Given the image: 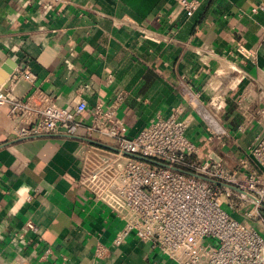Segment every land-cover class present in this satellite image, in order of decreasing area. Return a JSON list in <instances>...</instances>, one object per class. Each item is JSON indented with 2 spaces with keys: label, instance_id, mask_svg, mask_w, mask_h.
<instances>
[{
  "label": "crops",
  "instance_id": "1",
  "mask_svg": "<svg viewBox=\"0 0 264 264\" xmlns=\"http://www.w3.org/2000/svg\"><path fill=\"white\" fill-rule=\"evenodd\" d=\"M199 1L186 18L177 0H0V92L18 99L37 88L62 108L126 93L117 117L131 134L182 106L197 159L240 171L264 135V14L251 12L264 0ZM15 70L31 71L34 85L10 88ZM7 111L0 106V264H176L132 235L115 245L123 223L79 186L77 139H18ZM28 220L37 234L19 239ZM249 222L264 237V222Z\"/></svg>",
  "mask_w": 264,
  "mask_h": 264
},
{
  "label": "built area",
  "instance_id": "2",
  "mask_svg": "<svg viewBox=\"0 0 264 264\" xmlns=\"http://www.w3.org/2000/svg\"><path fill=\"white\" fill-rule=\"evenodd\" d=\"M177 3L186 18L201 6L199 0ZM251 12L264 14V6ZM237 54L252 58L242 48ZM21 81L32 87L35 76L15 70L8 82L12 88ZM125 98L126 93L119 92L108 104L89 107L80 100L62 108L33 88L18 99L0 92V106L8 105L7 118L17 122L18 139L49 135L77 139L73 155L81 165L79 186L123 223L115 245L132 235L176 264H264V237L249 222H264V135H257L247 147L241 170L231 171L220 160L197 159L198 147L187 137L189 121L181 117L182 106L129 133L117 117ZM84 113L87 124L78 120ZM24 229L17 234L19 239L38 231L31 220ZM50 254L46 247L41 259ZM96 256H103L100 248Z\"/></svg>",
  "mask_w": 264,
  "mask_h": 264
},
{
  "label": "water",
  "instance_id": "3",
  "mask_svg": "<svg viewBox=\"0 0 264 264\" xmlns=\"http://www.w3.org/2000/svg\"><path fill=\"white\" fill-rule=\"evenodd\" d=\"M91 144H95V145H97V146H103V145H101V144H98V143H95V142H93V141H89ZM145 162H147V163H155V162H153V161H151V160H148V159H143Z\"/></svg>",
  "mask_w": 264,
  "mask_h": 264
},
{
  "label": "rangeland",
  "instance_id": "4",
  "mask_svg": "<svg viewBox=\"0 0 264 264\" xmlns=\"http://www.w3.org/2000/svg\"><path fill=\"white\" fill-rule=\"evenodd\" d=\"M222 207L225 208V209L227 210V208H226L224 205H222ZM227 211H228V210H227ZM228 212H229V211H228Z\"/></svg>",
  "mask_w": 264,
  "mask_h": 264
}]
</instances>
